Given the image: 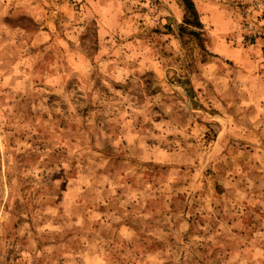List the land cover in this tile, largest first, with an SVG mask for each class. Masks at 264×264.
<instances>
[{
    "label": "rangeland",
    "instance_id": "374dc122",
    "mask_svg": "<svg viewBox=\"0 0 264 264\" xmlns=\"http://www.w3.org/2000/svg\"><path fill=\"white\" fill-rule=\"evenodd\" d=\"M0 0V264H264V0Z\"/></svg>",
    "mask_w": 264,
    "mask_h": 264
},
{
    "label": "trees",
    "instance_id": "16d2710c",
    "mask_svg": "<svg viewBox=\"0 0 264 264\" xmlns=\"http://www.w3.org/2000/svg\"><path fill=\"white\" fill-rule=\"evenodd\" d=\"M183 2L186 4V7L189 9V10H193V5L191 3V0H183Z\"/></svg>",
    "mask_w": 264,
    "mask_h": 264
}]
</instances>
